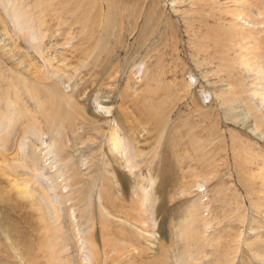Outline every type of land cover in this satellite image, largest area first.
<instances>
[{
    "label": "rangeland",
    "instance_id": "obj_1",
    "mask_svg": "<svg viewBox=\"0 0 264 264\" xmlns=\"http://www.w3.org/2000/svg\"><path fill=\"white\" fill-rule=\"evenodd\" d=\"M263 67L264 0H0V264H264Z\"/></svg>",
    "mask_w": 264,
    "mask_h": 264
},
{
    "label": "bare ground",
    "instance_id": "obj_2",
    "mask_svg": "<svg viewBox=\"0 0 264 264\" xmlns=\"http://www.w3.org/2000/svg\"><path fill=\"white\" fill-rule=\"evenodd\" d=\"M232 2H233V1H232ZM9 3H10V2H9ZM10 7H11V6H10ZM15 16H16V15H15ZM15 16H14V17H15ZM19 18L21 19L20 16H19ZM19 18H18V19H19ZM243 18H244V17H243ZM18 19L16 18V19H13V20H18ZM24 29H25V28H24ZM29 32H30V31H29ZM32 40H33V39H32ZM32 40H31V41H32ZM39 41H40V40H39ZM39 44H40V43H39ZM240 49H241V48H240ZM259 63H260V62H259ZM263 68H264V67H263ZM262 72H263V71H262ZM262 72H261V74H264V73H262ZM22 88H23V87H22ZM75 90H76V89H75ZM75 93H76V92H75ZM75 95H76V94H75ZM39 97H40V96H39ZM76 97H77V96H76ZM18 98H19V97H18ZM260 98H261V97H260ZM38 99H39V98H38ZM96 99H97V98H96ZM17 101H18V100H17ZM19 101H20V100H19ZM38 101H39V100H38ZM38 101H37V102H38ZM22 102H23V101H22ZM33 102H34V101H33ZM75 102H76V101H75ZM262 102H263V100H262ZM44 104H45V103H44ZM54 104H55V103H54ZM54 104L50 107V110H48V111H49L48 114H49L50 116H52L53 118H54L55 116H59V111L56 110V107H55ZM10 105H12V104H10ZM57 105H58V104H57ZM72 105H74V104H72ZM262 105L264 106V104H262ZM46 106H47V104H46ZM59 107H60V106H59ZM59 107H58V108H59ZM76 107H78V106H76ZM58 110H59V109H58ZM60 110H61V109H60ZM48 114H47V115H48ZM60 114H61V113H60ZM49 115H48V116H49ZM58 118H59V117H58ZM49 119H50V118H49ZM59 119H60V118H59ZM10 120H11V119H10ZM56 120H57V119H56ZM62 123H63V122H62ZM62 123H61V124H62ZM67 125H68V124H67ZM52 131H53V130H52ZM50 132H51V131H50ZM52 133H53V132H52ZM58 133H59V132H58ZM38 134H39V132H38ZM54 135H55V134H54ZM38 136H39V135H38ZM58 137H59V136H58ZM54 138H55V137H54ZM52 139H53V138H52ZM0 140L3 141L4 145L7 144V142H6L7 139H6V138H3L1 135H0ZM56 140H57V139H56ZM54 144H55V143H54ZM53 146H54V145H53ZM127 147H128V146H127ZM127 147L125 148L126 150H127ZM52 149H53V148H52ZM118 151L120 152L121 150L118 149ZM126 153L128 154V151H126L125 154H126ZM123 154H124V153H123ZM127 156H129V155H127ZM25 157H26V156H25ZM34 158H35V157H34ZM135 158H136V157H135ZM39 161H40V160H39ZM36 162H37V161H36ZM27 165H28V164H27ZM31 165H32V164H31ZM33 165H34V164H33ZM33 165H32V166H33ZM36 165H37V164H36ZM111 167H112V166H111ZM40 169H41V167H40ZM38 171H39V170H38ZM107 172H108V171H107ZM110 173H111V172H110ZM112 173H113V172H112ZM48 174H49V173H48ZM115 176H116V175H115ZM103 177H104V176H103ZM113 177H114V176H113ZM55 188H56V187H55ZM63 193H64V192H63ZM54 195H55V193H54ZM54 197H55V196H54ZM58 198H59V197H58ZM58 198H57V199H58ZM49 200H50V199H49ZM140 200H142V198H141ZM60 201H61V200H60ZM57 203H58V202H57ZM65 210H66V209H65ZM55 211H56V210H55ZM135 219H136V218H135ZM59 232H60V231H59ZM20 233H23V232L20 231ZM65 233H66V232H65ZM63 239H64V238H63ZM61 241H62V238H61ZM63 241H64V240H63ZM65 241H66V240H65ZM90 242H91V241H90ZM60 243H61V242H60ZM62 244L64 245V246H62V247H65V243L62 242ZM67 244H68V243H67ZM67 246H68V245H67ZM67 246H66V247H67ZM29 248H30V247H29ZM28 251H29V250H28ZM92 253H93V252H92Z\"/></svg>",
    "mask_w": 264,
    "mask_h": 264
}]
</instances>
